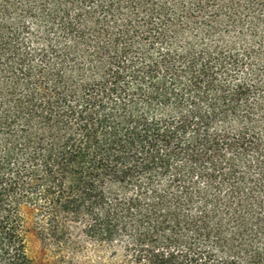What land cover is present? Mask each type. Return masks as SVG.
<instances>
[{
	"label": "trees",
	"instance_id": "1",
	"mask_svg": "<svg viewBox=\"0 0 264 264\" xmlns=\"http://www.w3.org/2000/svg\"><path fill=\"white\" fill-rule=\"evenodd\" d=\"M24 210L58 255L264 264V0H0V264Z\"/></svg>",
	"mask_w": 264,
	"mask_h": 264
},
{
	"label": "rangeland",
	"instance_id": "2",
	"mask_svg": "<svg viewBox=\"0 0 264 264\" xmlns=\"http://www.w3.org/2000/svg\"><path fill=\"white\" fill-rule=\"evenodd\" d=\"M23 212L29 225L27 253L34 264H131L122 257L112 256L98 247L89 246L85 243H81V248L78 245H74V249H72V243H70L62 254H55L52 252V248L49 247V243L42 242L39 239L33 224L35 214L31 210H24ZM79 238L80 235L78 233L76 239L82 242Z\"/></svg>",
	"mask_w": 264,
	"mask_h": 264
}]
</instances>
